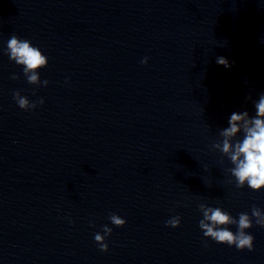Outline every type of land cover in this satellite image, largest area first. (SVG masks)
I'll return each mask as SVG.
<instances>
[{
  "label": "water",
  "instance_id": "95a60500",
  "mask_svg": "<svg viewBox=\"0 0 264 264\" xmlns=\"http://www.w3.org/2000/svg\"><path fill=\"white\" fill-rule=\"evenodd\" d=\"M12 35L48 58L46 87L5 54ZM261 94L264 0H0V264H264L255 218L253 251L199 227L200 204L264 211L212 148Z\"/></svg>",
  "mask_w": 264,
  "mask_h": 264
},
{
  "label": "clouds",
  "instance_id": "9594fccd",
  "mask_svg": "<svg viewBox=\"0 0 264 264\" xmlns=\"http://www.w3.org/2000/svg\"><path fill=\"white\" fill-rule=\"evenodd\" d=\"M5 54L10 60L23 67V74L29 84L45 87L48 85V80L41 81L38 71L47 66L48 58L29 40L12 35L7 41ZM141 63L147 64L148 57L141 60ZM217 63L230 67L224 57H218ZM11 78L15 80L19 77L14 74ZM13 99L18 107L25 111L33 110L38 104L44 103L43 98L37 102H30L27 97L21 95L19 90L13 93ZM255 109L256 114L251 117L247 111L233 112L228 121L229 126L220 131L221 139L214 143L212 148L219 151L222 156H226L233 165L227 171L234 178L237 188L242 189L247 185L251 190L259 191L264 189V94H261L255 102ZM241 133L243 138L237 139L238 134ZM231 182L230 180L229 183ZM199 210L203 216L199 221V227L205 238H211L218 244L235 246L239 251L254 250V237L246 230L253 227V218L256 225L264 228V211L259 207H252L251 216L246 212L239 213L238 219L220 207L200 204ZM109 220L118 228L126 224L125 219L114 213L109 215ZM180 223L181 218L174 216L166 221V226L177 228ZM229 225H236L237 231L229 230ZM111 233L112 228L105 225L103 235L100 233L94 235V240L101 252L108 251L105 238Z\"/></svg>",
  "mask_w": 264,
  "mask_h": 264
}]
</instances>
